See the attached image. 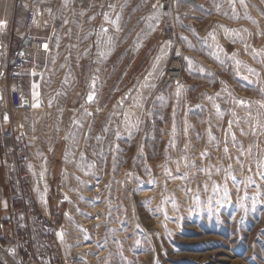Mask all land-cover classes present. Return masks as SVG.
Here are the masks:
<instances>
[{"label": "rangeland", "instance_id": "obj_1", "mask_svg": "<svg viewBox=\"0 0 264 264\" xmlns=\"http://www.w3.org/2000/svg\"><path fill=\"white\" fill-rule=\"evenodd\" d=\"M33 1L49 56L11 117L64 213L45 264H264V0ZM74 62L102 97H60ZM9 213L0 164V244Z\"/></svg>", "mask_w": 264, "mask_h": 264}, {"label": "built area", "instance_id": "obj_2", "mask_svg": "<svg viewBox=\"0 0 264 264\" xmlns=\"http://www.w3.org/2000/svg\"><path fill=\"white\" fill-rule=\"evenodd\" d=\"M158 12L169 9L170 0H157ZM39 5L33 1L27 9L25 33L11 47L8 31L0 30V164L9 202V216L1 221L5 243L2 248L20 253L27 264H45L55 247L64 213H52L49 197L54 176L44 177L42 182L34 169V146L12 112L24 111L32 106V84L45 69L49 52L46 38L37 25ZM164 36L175 44L178 35L173 26H167ZM182 67L175 64L168 78H181ZM29 88L28 90V84ZM10 111V112H9ZM61 259L62 256H59Z\"/></svg>", "mask_w": 264, "mask_h": 264}, {"label": "crops", "instance_id": "obj_3", "mask_svg": "<svg viewBox=\"0 0 264 264\" xmlns=\"http://www.w3.org/2000/svg\"><path fill=\"white\" fill-rule=\"evenodd\" d=\"M155 3V2H154ZM153 3V5H154ZM30 6V0H0V30L5 29L8 31V36L12 38L11 47H15V42L24 35L25 33V19L27 15V9ZM153 9L156 10V8L153 7ZM104 17L99 18V24L103 25L102 30L104 32H108L110 30V25L107 23L108 20H106ZM38 22V17H37ZM47 28H41V35H45ZM100 28L96 30L97 33H100ZM111 31V30H110ZM49 52V51H48ZM71 65V64H70ZM88 65H84L81 62H74V66H71L73 72H74V80H72L69 84L65 83L66 85L72 86L73 90L72 92H65L61 93L60 97L63 96L62 99H66L65 97H72L73 99H78L80 96H87L90 100V97L92 100L98 99L103 96V91L107 86V79L106 78H95V74L93 71V68L91 67L90 71L87 67ZM44 72V71H43ZM43 72H40L39 75H43ZM90 73V76L89 75ZM83 74L87 75V77L83 80ZM38 75V76H39ZM42 79V78H41ZM28 87H29V83ZM33 85L32 84V92H33ZM68 86V87H69ZM102 87V89L100 88ZM101 89V90H100ZM84 90V92H83ZM124 91V96H125ZM59 97V98H60ZM104 99L107 97H110V92L108 94H104ZM33 99V94H32ZM2 227V225H1Z\"/></svg>", "mask_w": 264, "mask_h": 264}, {"label": "trees", "instance_id": "obj_4", "mask_svg": "<svg viewBox=\"0 0 264 264\" xmlns=\"http://www.w3.org/2000/svg\"><path fill=\"white\" fill-rule=\"evenodd\" d=\"M51 211L52 213L55 215L56 213H58L59 211H61V206L57 205V202L55 200H52L51 202ZM57 224H60V220H56Z\"/></svg>", "mask_w": 264, "mask_h": 264}, {"label": "bare ground", "instance_id": "obj_5", "mask_svg": "<svg viewBox=\"0 0 264 264\" xmlns=\"http://www.w3.org/2000/svg\"><path fill=\"white\" fill-rule=\"evenodd\" d=\"M4 253H5L4 250H3L2 247L0 246V255H1V256H4V257H5L4 259H6L7 261H9V263H11V264H15L14 260L11 259V257H10L9 255H7L6 253L4 254Z\"/></svg>", "mask_w": 264, "mask_h": 264}, {"label": "water", "instance_id": "obj_6", "mask_svg": "<svg viewBox=\"0 0 264 264\" xmlns=\"http://www.w3.org/2000/svg\"><path fill=\"white\" fill-rule=\"evenodd\" d=\"M153 7L154 8H157L158 7V1H155ZM129 97H130V92L129 91L125 92V98H129Z\"/></svg>", "mask_w": 264, "mask_h": 264}, {"label": "snow or ice", "instance_id": "obj_7", "mask_svg": "<svg viewBox=\"0 0 264 264\" xmlns=\"http://www.w3.org/2000/svg\"><path fill=\"white\" fill-rule=\"evenodd\" d=\"M90 99H91V97H90Z\"/></svg>", "mask_w": 264, "mask_h": 264}]
</instances>
